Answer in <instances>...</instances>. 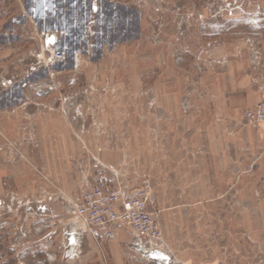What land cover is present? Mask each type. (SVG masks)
<instances>
[{"label":"rangeland","instance_id":"1","mask_svg":"<svg viewBox=\"0 0 264 264\" xmlns=\"http://www.w3.org/2000/svg\"><path fill=\"white\" fill-rule=\"evenodd\" d=\"M40 3L0 0V264H79L99 173L148 198L166 264H264V0Z\"/></svg>","mask_w":264,"mask_h":264},{"label":"built area","instance_id":"2","mask_svg":"<svg viewBox=\"0 0 264 264\" xmlns=\"http://www.w3.org/2000/svg\"><path fill=\"white\" fill-rule=\"evenodd\" d=\"M50 58L63 62L66 54L59 48L52 49ZM244 116L250 124L261 127L264 137V96L248 108ZM70 211L74 223L68 234L77 239L86 234L103 246L117 237L120 228H125L132 232L133 245L145 257L153 258L154 254L162 253L166 247L163 233L149 211L148 198L141 194L133 198L126 196L122 187L111 186L102 173L95 177L81 202Z\"/></svg>","mask_w":264,"mask_h":264},{"label":"crops","instance_id":"3","mask_svg":"<svg viewBox=\"0 0 264 264\" xmlns=\"http://www.w3.org/2000/svg\"><path fill=\"white\" fill-rule=\"evenodd\" d=\"M48 11L50 12V10ZM263 96L259 94L257 97L250 99L248 104L254 106ZM256 127L261 131L260 126ZM67 236L66 249H70L67 253L71 254L68 257L79 262V264H166L165 262H167L161 253L154 254L153 258L145 257L133 245V234L127 229L120 228L117 237L103 244L101 251H99L98 245V247L94 246L95 243L92 240L79 244L77 238L70 234ZM74 242L78 245H74Z\"/></svg>","mask_w":264,"mask_h":264},{"label":"water","instance_id":"4","mask_svg":"<svg viewBox=\"0 0 264 264\" xmlns=\"http://www.w3.org/2000/svg\"><path fill=\"white\" fill-rule=\"evenodd\" d=\"M40 7H46L50 10L54 8L53 0H41ZM54 38V37H51Z\"/></svg>","mask_w":264,"mask_h":264},{"label":"snow or ice","instance_id":"5","mask_svg":"<svg viewBox=\"0 0 264 264\" xmlns=\"http://www.w3.org/2000/svg\"><path fill=\"white\" fill-rule=\"evenodd\" d=\"M50 42H54V38H51V39H50Z\"/></svg>","mask_w":264,"mask_h":264}]
</instances>
